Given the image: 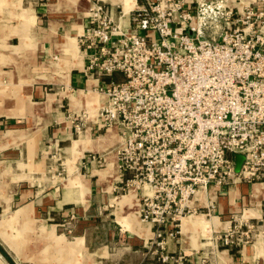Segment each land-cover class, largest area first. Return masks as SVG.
Wrapping results in <instances>:
<instances>
[{"label": "crops", "instance_id": "0c3cea01", "mask_svg": "<svg viewBox=\"0 0 264 264\" xmlns=\"http://www.w3.org/2000/svg\"><path fill=\"white\" fill-rule=\"evenodd\" d=\"M97 1L124 11L125 23L156 0H0V264H175L153 252L157 228L142 221L138 191L125 187L132 174L119 169L118 129L98 122L106 97L95 90L124 78L84 73L89 51L79 38ZM191 203L200 212L165 237L169 256L264 264V179L199 192ZM189 217L197 224L186 236ZM237 222L253 226L250 242L216 250L214 235Z\"/></svg>", "mask_w": 264, "mask_h": 264}, {"label": "built area", "instance_id": "2783aa9c", "mask_svg": "<svg viewBox=\"0 0 264 264\" xmlns=\"http://www.w3.org/2000/svg\"><path fill=\"white\" fill-rule=\"evenodd\" d=\"M125 16L91 5L79 38L89 51L84 73L123 76L95 90L106 97L98 122L120 133L119 169L132 174L125 187L138 191L142 221L157 228L153 252L183 264L164 239L200 212L191 203L199 192L218 196L264 179V0H156ZM205 208L211 213L215 199ZM252 228L237 222L214 235L216 250L249 243Z\"/></svg>", "mask_w": 264, "mask_h": 264}, {"label": "bare ground", "instance_id": "6f19581e", "mask_svg": "<svg viewBox=\"0 0 264 264\" xmlns=\"http://www.w3.org/2000/svg\"><path fill=\"white\" fill-rule=\"evenodd\" d=\"M97 97V96H96ZM134 190L132 189L131 190V193H133ZM204 191H200V194L203 193ZM124 205V204H123ZM127 210V209H125ZM118 212V211H117ZM129 218V217H128ZM183 224H182V231L183 233L186 235L187 233H189L190 229H192L194 226H196L197 224V221L196 219H193L192 217H189L187 219H184L183 220ZM123 222V221H122ZM1 227V226H0ZM187 236V235H186ZM98 255V254H97Z\"/></svg>", "mask_w": 264, "mask_h": 264}, {"label": "water", "instance_id": "95a60500", "mask_svg": "<svg viewBox=\"0 0 264 264\" xmlns=\"http://www.w3.org/2000/svg\"><path fill=\"white\" fill-rule=\"evenodd\" d=\"M243 160H244V157L242 156V155H236V157H235V162H236V170L237 171H240V169H241V165H242V162H243Z\"/></svg>", "mask_w": 264, "mask_h": 264}, {"label": "trees", "instance_id": "16d2710c", "mask_svg": "<svg viewBox=\"0 0 264 264\" xmlns=\"http://www.w3.org/2000/svg\"><path fill=\"white\" fill-rule=\"evenodd\" d=\"M116 74V73H115Z\"/></svg>", "mask_w": 264, "mask_h": 264}]
</instances>
